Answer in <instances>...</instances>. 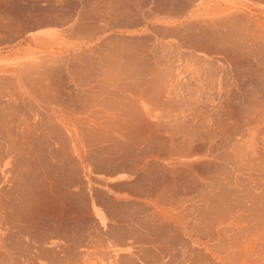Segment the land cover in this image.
<instances>
[{
  "label": "bare ground",
  "instance_id": "bare-ground-1",
  "mask_svg": "<svg viewBox=\"0 0 264 264\" xmlns=\"http://www.w3.org/2000/svg\"><path fill=\"white\" fill-rule=\"evenodd\" d=\"M192 1L193 0H191V2ZM154 2L155 0H0V217L2 216V214L7 215L8 213V212L4 213L2 209L3 210L6 209V211L9 210L8 208L5 207L6 205L3 208V201L6 199L7 195L11 194L10 191H9L10 194L9 193L7 194L8 189L10 188L11 190L14 188L17 189L18 187L16 188L15 185L16 186L20 185L19 181H22V179L23 180L25 179V181L28 179V182L26 181L28 183V186H27V183L25 184L27 186V189H26L27 192L30 191L28 187L31 188V191L33 188L36 187V185H34L35 187L29 185V183L31 182L30 177L32 179L31 174L36 172L34 174L38 175L37 172H39L38 171L39 169L37 170L38 166L35 163V160L37 157L45 156V159L43 158L45 162L47 160L48 164L52 165V163L54 162V158L53 159L51 158L53 156L54 157L57 156V158L59 157L60 159L61 157L63 158L66 155V156H69L68 159H71L70 156L71 157L75 156L77 152H80L81 155L84 154L85 158L86 156H88L89 158L91 155L105 154L109 156L110 159L106 158L107 156L105 157L106 159H109V161H112L111 158L113 159L115 155L120 156V155H123L124 153H131L138 157V163H136L135 168L133 167L134 169L132 168L133 170H131V168L129 169V167L133 166L131 164L132 161L130 163V165L132 166H129V162H127L128 159H125V161L128 163L127 164L125 162L126 165L129 166L128 168L127 166L125 167L128 169L129 173H138L137 183L139 185L142 182L149 185V180L152 181L153 183L151 184H155L157 188L155 190H158L159 192V194L154 193L156 196L155 201L157 202L160 201L164 206V207L157 206V204H155L156 206H153L154 211H152L153 213L150 217H154L155 219L153 218L152 220V219H149L150 217L149 218L147 217L149 222L150 220H151L150 223H152V221L154 223V220L158 221L157 222L158 224L156 223L157 225L155 224V226L156 228H158V230L164 231V233H162L163 231L162 232L160 231L162 235L166 234L167 232L166 235L169 237L168 239H170L168 240V242L170 241V245L173 246L174 245L173 243H175L176 241L179 243V244L177 243L179 246L175 243V247L177 245L180 248V245H183L186 248L185 251H182L184 249L180 250L177 247H176V250L178 251L179 249L181 251L180 254L187 251L185 256L189 257L187 259L188 261H191L190 258L193 257L192 259H195V260H193V262L191 261L192 264H264V98L259 95L255 96L256 95L255 94L254 95L255 98L254 99L251 98L252 103H249V105L251 104V106L246 104L248 105L249 107L248 108L247 106L244 105L245 107L248 108V112L246 111L247 114L244 113V115L246 114V116L244 117V115H242L245 119V124L240 126V125H237L236 123L235 125L230 126V124L227 121H230V120L232 121L231 119L232 113L230 111H233V110L230 109V104H231L230 102L232 99L231 93H233V90L230 91L227 84H229V86L231 85L232 87H235V84L233 81H232L233 82L232 84H234V86L230 84L231 81H229L228 83V78H229L228 75L230 74L227 75V74L222 73L219 75V77L212 78V76L218 75V71H216L217 74L215 75L211 73L212 72L211 69L215 70L214 67L216 64L215 63H214L215 65L212 64L214 62L213 59H212L213 62L211 60L210 61L208 60L209 62H207V60H202L203 58H201V60L203 61L202 69L207 70V71L205 72L204 70H201L200 71L201 73L195 74L194 78H193V75L195 73L194 71L195 68H192V67L195 65H192L191 63L188 62V64L192 65V66L190 65L191 66L190 68L193 69V71L190 70L193 72V74H191L190 76L192 78H189V80L191 79L190 81L192 83H188L192 87L188 88L187 91L183 92V85H185L187 82V81H184V73L185 72L187 73L188 72L187 70L190 68H188L189 65L188 66L185 65L187 62L185 64L183 63L185 65L184 67L186 68V70L181 65L182 59L180 60V57L182 53L179 52L180 50L178 49L179 44L177 45V43L180 38L182 40L184 37L186 38L187 32L186 31L183 32L181 30L183 32L182 33L179 30L181 27L180 25L179 27L177 24L178 23L177 20L179 18V12H178L179 9L175 10L173 8H170L169 6L163 7L164 5L156 6V3ZM175 2L177 3V1ZM168 3H170L169 0H168ZM157 4H160V3H157ZM183 4L185 3L183 2ZM189 4L191 6V3ZM21 5L24 6L25 8H23ZM173 5H174L173 3L170 4V6H173ZM177 5L175 4V8ZM185 5H186L185 9L188 11V8L190 6L187 7V4ZM185 12L186 11L184 10V13ZM209 12H210V16L208 18H205V20L200 19V20H195V21L193 20V21L186 22L188 23V27L189 25L191 26L188 29L189 30L188 34L197 33L195 35H198V33L200 32L201 33L200 35H202V37L205 36L206 38V37H210V35L214 36L215 34H218L217 33L218 31H221L220 32L221 34L219 33L216 39L223 38V41L225 42L226 41L225 39L229 36L227 37L224 36V31L230 28H233L234 25L237 24L236 19L231 18V16H233V13L231 15L228 14L230 17L222 15V17L218 18V17H214L215 11H209ZM219 12L224 13V9H222ZM130 15H137L142 20L138 22L139 23L143 22V26H144L143 29L147 30L146 28L148 27L152 28L156 32V36H150L151 34L149 35L143 34V36H141V34L135 33L134 35L135 36L138 35L139 37L138 42H135L136 40H133L132 37L130 38L126 37V39H131L128 42H126L127 40L125 39L126 40L125 42L127 43L128 46H129V43H130V46L133 42L136 43V45L131 46L132 48L131 47L128 48L126 47V45L123 46V44H120L121 40L117 38L119 37L117 34V31L120 30L119 31L120 35H122L121 32H124V34H128L129 31L124 28L125 26L123 27L124 29H121L120 27L123 26V24L121 23L127 22V21L123 22V20L125 19L128 20ZM234 16L237 17L238 15H234ZM189 17H192V15L189 14ZM167 19L173 20L171 22V25H173V27L172 28L170 27L171 29L169 28L170 30L169 35L167 32L168 30L167 28L169 26L165 23L167 22ZM238 24H241V22L240 23L238 22ZM244 27H240V29ZM195 28L197 29L196 31L194 30ZM234 29L237 30V27L236 28L234 27ZM112 30H113L112 33H108V31H112ZM134 30H137V29H134ZM244 30H241V31H244ZM237 31H234V32L236 33ZM256 32L257 31L253 33L252 31L253 34L250 32H249L250 34H248V31H247V33L245 34L246 36L252 37L254 36ZM111 34L114 35L112 37L117 38V40L115 38H114L115 40L112 39ZM182 34H184L183 35L184 37H182ZM239 35L241 36V34L237 32L236 38ZM197 37H200V36H196V38ZM122 38L124 37L122 36ZM236 38H234L236 40L235 42L238 43L237 41L238 38L237 39ZM189 39L190 37L188 38V40ZM234 39H231V40H234ZM240 39L241 37H239L238 40ZM149 40L153 42H149ZM170 40L172 43L171 45L167 44V42H170ZM242 40L243 39H241V41ZM184 41L186 42V40ZM191 41L193 40H190V42ZM203 41L204 40H202V42ZM198 42L200 43L201 41H198ZM198 42H196L195 44H199ZM213 42L214 41H212V43ZM149 43H151V46L149 45ZM205 43L203 42L202 44L204 45ZM212 43L211 45L214 46L215 43L214 44ZM216 43L218 42L216 41ZM228 43L230 45V42ZM233 43L234 42H232L231 44ZM250 43L248 44L250 45ZM253 43H256V42L253 41ZM118 44L121 45V47L120 46L118 47L117 46ZM195 44L191 42L189 44L191 45L189 46V48L190 49L193 48L196 51H200L201 54H205V56L209 55L208 50H206L207 47H201V46L199 47L201 43L198 46ZM221 44L220 46L224 45V47L222 48L225 49L226 44L225 43H223L222 45ZM239 44L240 43H238L237 45ZM152 45L155 46L154 49ZM182 45L184 46L188 44L183 43ZM182 45H179V46H182ZM217 46L219 45H216V47ZM150 47H152V49ZM262 47L263 46H261L260 48ZM239 48H241V46H239L238 49ZM238 49H236V51H238ZM232 52L235 53V50ZM248 52H251V50ZM257 52H258V49H257ZM236 53L233 55V57L236 55ZM183 54L185 55V52ZM200 57L198 58L199 60H200ZM207 57H210V56H207ZM238 58H241V57H238ZM218 61L221 62V59L219 58ZM235 61H237V59ZM210 62H212L211 65L212 66L214 65V67L210 68L211 67ZM195 63L197 64L196 60L194 61V64ZM200 63L201 62H199V64ZM223 63L225 62L223 61ZM199 64L198 66L200 67L198 68L201 69L202 64L200 65ZM223 65L221 64V68H223V70L226 69L228 71V69L225 68ZM229 65H230V62H229ZM225 66L227 67L226 64ZM216 67L219 68L218 65H216ZM261 69L263 70V67ZM216 70L218 69L216 68ZM257 75H259V73H257ZM233 79L235 81L234 77ZM261 79L262 78H260V80ZM229 80H232V79L230 78ZM240 82H243V81L241 80ZM238 83H236V86L238 85ZM245 86H248V85H245ZM236 89H240V88L236 87ZM116 92H120V93L129 92L131 95L130 96L123 95L121 96L122 97L121 99H117L120 95L116 94ZM68 94H70V96L73 94L72 97L74 95L78 97V98L74 97V99L76 100L75 101L76 104L78 103L80 106H82L81 111H78L77 109H75L76 105L73 106L75 107L74 108L75 110L70 109V105L69 106L67 105V99H66V95L68 96ZM117 95L119 96L117 97ZM233 101H236V99ZM242 104L244 103L242 102ZM235 106H237V104ZM234 117L235 116H233V118ZM235 119L236 118H234L233 121ZM236 136H239V137H236ZM41 142H42V145H41ZM217 152L219 153V157L221 158V160H223L224 165H226L227 167L229 165V168L231 170H233L237 174L239 173V175H236L235 180H230L227 176L225 177L222 176L223 178L221 179H210L204 174V169H203L204 167L203 168L202 166L200 167L198 165L197 160H195L196 157H204L207 160L205 161L206 164H208V166L211 167L210 165L213 164V161H210L208 159L214 157V153H216L217 155ZM91 158L92 157H90V159ZM99 158L101 160V157H98V158L93 157L92 158L93 162L96 161L94 159H98V162H99ZM119 158L120 157H118V160L114 159L115 162L117 161L119 163V165L117 166H119L120 169L119 168L117 169H119L120 171L125 170L124 169L125 163L123 164L122 162H120L121 160L119 161ZM129 158L131 159L132 157H129ZM65 159H67V157ZM90 159L88 160L90 161ZM106 159L102 157L103 161ZM63 160L61 163H63ZM71 160L73 161V159ZM165 160L166 161L168 160V161L163 162ZM58 161L56 160V162ZM101 162H99L98 165H101L100 164ZM61 163L59 162L58 164H61ZM64 163L62 165H59V167L61 166L63 167ZM106 163L107 162L105 161V164ZM118 163H115V164H118ZM46 164L44 166H46ZM55 164L53 163V165L50 166L51 169L57 166V165L55 166ZM65 164H68V163L66 162ZM71 164L72 163L70 162V165ZM112 164L110 165L112 166ZM153 164H156L158 166L157 173L155 172L158 176V179L156 178V180H154L150 175L151 173L150 167ZM48 167L49 166H46L47 169L45 168L46 170L45 171L43 170L46 174L49 173L47 170H50V168L48 169ZM57 167L56 169L58 170L59 167L58 168ZM109 167H107V169ZM42 168L40 169L42 170ZM64 168L66 169V167ZM64 168H63V171H64ZM221 168H220V171H221ZM225 168L223 170H227V169L229 170V168L227 169ZM67 169H69L68 166H67ZM77 169H80V168H78L77 166ZM154 170H156L155 167H154ZM205 173H206V170H205ZM152 175L154 174L152 173ZM232 175L233 174L231 173V176ZM38 176L40 177V175ZM38 176L36 177L37 179H38ZM219 176L216 175V177H219ZM51 177L47 175L45 176V178L47 179L49 178L50 180H52L53 176ZM144 177L145 178L148 177V180H146ZM40 179L42 180V178ZM54 182L56 181L51 182V185ZM44 183L45 181L41 184L43 185ZM63 184H67V183H63ZM45 185L46 187L48 185L46 189L49 195H51L50 193L53 191L51 190V188H49L50 186L49 182L48 184L45 183ZM45 185L43 186L45 187ZM62 186H60V188L63 190ZM198 186H202V188ZM53 187L54 185H52V189ZM71 187H72V183H71ZM117 187H120V186H117ZM144 187L146 186L144 185ZM149 187L151 188V186ZM40 188H41V185H40ZM55 188L56 186L54 187V189ZM60 188L55 189V191L58 189L60 190ZM199 188L201 190L204 188V190L200 191ZM22 189L20 190L21 192L19 193L21 196L18 195L20 197H22L23 195L21 194L22 192L26 193L24 190V187H22ZM68 189L70 190L71 188H68ZM128 189H131V188H128ZM139 189L140 188L137 189L136 193H138ZM141 189L143 188L141 187ZM195 189H198L200 193H198V195H196L195 197L191 196L192 198L190 197L191 198L190 201L195 203L199 208L197 216L201 218L200 219L201 222L197 223L198 225L196 226V230L197 232L198 231L201 233L203 232L204 234L202 233V237L203 238L209 237V240L213 241L214 244L209 246L207 242L200 241L202 248H203V252H199L195 248L196 250H191L192 255H190L191 253L188 252L187 247L190 249H194V248H193L191 241L189 240L190 233L186 230L188 225H186L187 227H185V225L183 226L182 223L178 221L179 218L183 214L179 212L180 205H178L177 202L178 201L182 202V200L185 199V198H182V199L180 198L181 194L185 195V194L193 193L192 190H195ZM155 190H153V192ZM198 190H196V192ZM66 191L68 192L67 189ZM33 192L34 191H32V193ZM38 192L41 194L44 193V192L39 191V189H38ZM67 192L65 193L67 194ZM143 192H140L138 194H141ZM179 192L181 194L178 196L177 193L179 194ZM132 193H133V190H132ZM56 194H59V193L57 192ZM56 194L55 196L58 197ZM61 194H59V196H60V199L63 200L66 195L63 196L64 194L63 195ZM138 194L136 196H138ZM29 195H31V192H29ZM33 196L31 195L30 197L33 198ZM35 196L38 201V196L37 195ZM30 197L26 199H30ZM67 197H69V194L66 196V198ZM9 198L13 199L12 197H9ZM41 198H39V200ZM17 199L18 198H16V200ZM109 199L111 200V198ZM30 200H29V203H33V205L36 204V206L33 207L35 208V210H37L36 207L38 209L41 208L40 206L39 207L37 206L36 201H34L36 202L34 203V202H30ZM42 200L43 199H41V201ZM49 200L50 199H48V201ZM187 200H189V198L185 200L186 203H188ZM41 201H38V202H41ZM66 201H69V200H66ZM66 201L65 203H67ZM4 202H5L4 204L8 203V199H6ZM10 202H9V205L7 206H10L11 204ZM15 202L16 201L14 199V202L12 201V204L14 203V207L13 208L10 207V209H14L15 205L16 207L20 206V205L15 204ZM98 202L100 203V201ZM44 203L45 205H43V203L42 205L40 203L38 205H41L42 207L45 206L46 210L48 211V215L54 216L58 212V210L56 209L58 208V206H56V208L54 207L55 209H53L52 205H50L53 209L52 210L51 207L49 206V203L47 202H44ZM58 203L60 204H57V203L56 204L62 207L61 201H59ZM65 203L63 201V204ZM145 203H148V202H145ZM12 204L11 206H13ZM56 204L54 202V205ZM66 205L69 206V204H66ZM23 207L25 208V206ZM64 207L67 208V206H63V208ZM166 207H169V208H166ZM15 209H18V208H15ZM61 209H59V212L56 214V216H54L55 218H57L59 224H61L63 216L64 217L67 216L66 215L67 213H65L64 211L69 209V207L67 209H64V211ZM138 209H139V206H138ZM20 210L21 209H19V213H20ZM29 210H32L31 213L34 211L31 208V206ZM55 210L57 212L54 214ZM39 211H38V214H39ZM93 211H94V215H96L97 217V220H99L98 224L99 222L100 224L103 223V220H104L103 217H101L97 213L95 208ZM69 212L70 211H68V213ZM16 213H18V210ZM40 213L42 212L40 211ZM27 214L30 215L28 216L29 219L27 217H26L27 219L23 217L22 219H25L24 222H27V225L29 224L28 226L31 227L30 230H32L33 232V233L31 232L32 234H34L35 231L37 232L35 233L34 237L35 236L39 237L42 240V241L39 240L40 244L39 243L37 244V246L39 245L37 249L38 248L39 249L36 250L37 255H39L41 259H43L48 264H61V263L69 264L67 261V259L69 260L68 257H71V256L76 257L78 255L77 251H76L77 253H75V251L73 252L69 248L70 245L72 244H69L68 242L73 239L69 240L67 242L68 244L65 242L66 237L70 238V236H68L69 235L68 233H67V236L65 234H62L61 236L58 232L59 229L57 232L56 230L53 229L54 225H51L53 228L49 226L50 223L47 226L46 223H48L49 220L52 218H49L47 222L45 221L46 219L43 220L45 221L44 223L41 221L42 219V217L40 216L41 214L39 215L41 219L38 217L37 211L35 213L33 212L32 214L33 217L31 216L30 213L26 212L25 215ZM9 215L12 216L14 215V213H9ZM91 215L92 214H89V216ZM188 216H190L189 213H188ZM195 217H196V214H195ZM7 219H11V218H7ZM7 219L4 220L3 217L0 218L1 224L3 223V226L0 229V264H6L4 260L8 257L5 254L9 253L8 256L11 257L12 255L10 254H13V252L16 249L20 250V248H18L20 247V245L19 246L16 245L17 243L16 240L19 238L14 237L16 239L15 243L14 241L13 243L11 241V239L14 236L13 234L15 233L13 229L16 227L17 224L14 225L15 227L13 225H8L10 222L8 223L9 220L7 221ZM69 219L70 218H68V220ZM140 219H141L142 227H141V224H138L140 221L137 222V220L135 219L134 220L136 221L135 222L136 224L140 225L141 229L145 225L146 227H144V229L147 228V230L153 227L150 223H147V224L142 223V219H144L143 222H145V219H146L143 216ZM18 220H20V218H18ZM114 220L117 221L118 219H114ZM12 222H13V219H12ZM40 223L42 224V230H44L45 228L48 230V232H46L47 230H44L45 233L44 231L43 232L41 231L43 234L42 237L39 233V229L41 230V228L39 227ZM66 223L64 221V224ZM186 223H189V222H186ZM109 225L108 227H112L111 225L110 226ZM147 225L150 228H148ZM190 225L191 223H189V226ZM56 227H59V226L56 225ZM60 227H62V225ZM118 227L119 228L121 227L120 229L123 230L122 226H118ZM18 228H20L19 230L26 229V227L22 228L21 226ZM33 229L35 231H33ZM51 229L52 231L50 232ZM112 230L113 229H111V232ZM137 230L138 229L133 230V232L131 231V233L134 234L135 232H137ZM158 230L156 229L155 234L158 232ZM26 231L27 230H25V234L28 233L27 237L30 236L31 235L30 232H26ZM150 231L148 230L149 234L147 233V235L150 236V234H152L154 236L153 234L154 231L153 233H151ZM108 232L111 238V232L110 231ZM118 232H115L112 235V238H114V235ZM139 232L141 233L140 236L138 234H137L138 236H136V233H135L136 237L133 234L131 235L132 238L134 236L133 238L134 240L132 241L131 239L132 242H130V244L136 243V245L133 246L135 247L134 249H136L138 253L139 252L144 253L145 256L147 254L149 257L150 254H148L147 250H150V252H152L153 249H155L154 246L156 247V249L157 248L159 249L158 245L160 244L157 245L158 247L156 246V244L159 241L155 244L154 242H152L153 240L148 239L147 235H146L147 237L146 238L144 236L145 234H143L142 231H138V233ZM38 233H39V236H37ZM25 234L23 235L25 236ZM83 234L82 236H84ZM127 234L126 235L123 234L125 236L124 240H126ZM160 234L156 235V237L160 238L162 236ZM97 235H98V232H97ZM123 235L121 237H123ZM166 235H163L161 238L164 239L165 238L164 236ZM5 236L9 237L10 240L6 238L5 240L4 239ZM98 236L102 237L101 235H98ZM117 236L119 237L118 241L120 245H124V244L127 245L129 243V242L127 243L126 241L124 243L123 242L120 243L121 241H124V240H122L121 238V241H120V234ZM36 237H35V240L33 239V237L31 238L28 237L30 238L29 243L32 244V242L34 241L36 242V239H38ZM137 237H138V240L136 239ZM142 237H145V239H148V240L144 241ZM31 239H33L34 241H31ZM165 239L167 240V237ZM166 240H165V243L167 242ZM94 241H96V238ZM118 241H115V243ZM162 241L161 243H163ZM22 242L24 243L26 241H22ZM22 242L20 241L19 244H21ZM79 242H82V241H79ZM84 242H86V240ZM103 242L105 241L103 240ZM103 242L102 244H104ZM196 242L199 243V240L198 241L196 240ZM36 243H34L33 245H35ZM96 243H98V241ZM152 243H154V246L152 245ZM84 244L76 243V246L80 245L79 247H83ZM94 244L92 246L90 242V248L94 247L96 249L97 244L95 245L96 247L94 246ZM99 244H100V241L98 243V246ZM25 245H26V248L25 246L23 248H25L26 252H28L27 250L28 249L30 250L29 245L28 243H25ZM86 245L84 246V248L86 247ZM105 245L107 246V244H104L103 246L104 248H106ZM115 245H117V243ZM27 246H28V249H27ZM183 246H181V248H183ZM30 247L32 248V246ZM175 247L170 248V254L168 253L169 251L165 249V251H167V254H168L167 256H169V258H167V256L165 257L166 259H169V261L167 263V260L164 261L162 259L164 261V264H169V263L172 264L174 260L179 261L177 260L179 256L176 257L177 254H176V251L174 250ZM34 248L36 249V247ZM94 248H91V249L93 250ZM25 249H21V250L24 251ZM35 249L32 248L31 250H35ZM69 249L75 254L72 255L71 253H68ZM95 249L92 252L97 251L98 253L99 251L102 252V250L106 251V249H102V248H101L102 250L101 249L95 250ZM107 249H110V248H107ZM160 249H161L160 251H163L161 247ZM130 250L133 252L132 249ZM144 250L145 252H143ZM16 251L20 253V251L18 250ZM16 251L14 254H16ZM127 251H128L127 253L124 252V254L123 253L120 254L118 251L114 253L111 250L112 254L109 253L110 252L109 251L107 253L108 254L107 258H105L104 256V255H107L105 254L107 251L105 253L100 252L99 254L101 255V257H99V259L102 258L103 260H105L104 264H128L126 263V261L130 260L132 262L131 259H134V260L137 259L132 256V253H130L129 250ZM193 251H196V252H193ZM92 252L90 251V253L89 252L88 253L90 255H93L94 253L92 254ZM179 252H178V255H180ZM155 253L152 254L154 255V257H155ZM165 253L164 255H166ZM187 253L190 256H188ZM67 254H71V256H68ZM86 254H87V251L83 255H86ZM99 254L97 256H100ZM139 254H137L138 258L140 257ZM159 255H163V254L160 252ZM4 256H6V258ZM87 256H86V259H87ZM102 256H104V258ZM182 256L184 257L183 254ZM182 256L180 259H182ZM12 257L14 258V256ZM165 257L163 256L161 258L165 259ZM81 258H83L82 255H81ZM94 258L96 260V257ZM184 258L186 259V257ZM184 258L182 260L183 262H185ZM37 259H39V257ZM72 259H73L72 260L73 264H86L84 263V261L78 259V257L77 259L75 258H72ZM17 260L19 264L20 260L16 259V262ZM31 260H34L35 262L34 261L33 262L34 264H36V259H32L31 257ZM78 260H80V262H78ZM130 261H128L129 264H130ZM144 261L143 263H145ZM176 261H174L175 262L174 264L177 263ZM182 261L180 262L183 263ZM188 261H186V264H188L187 263ZM12 262L14 263L15 260H13ZM27 262L29 261H26V263ZM99 262L100 261H97V263ZM180 262L178 263L181 264ZM153 263H157V261ZM20 264H25V263L20 262Z\"/></svg>",
  "mask_w": 264,
  "mask_h": 264
},
{
  "label": "rangeland",
  "instance_id": "rangeland-1",
  "mask_svg": "<svg viewBox=\"0 0 264 264\" xmlns=\"http://www.w3.org/2000/svg\"><path fill=\"white\" fill-rule=\"evenodd\" d=\"M170 1V3H168V0H155V2L154 3H156V6L158 5H164L163 7H170V8H173V9H175V10H177V9H179L180 10V8H181V13H180V11L178 10V12H179V18H178V20H177V24H178V26L180 27V32H184V31H186L187 32V35H188V37H187V35H186V38L183 36L184 34H182V37H184L183 38V40L181 39V41H180V39L178 40V43H177V45L179 44V45H182L183 43H186V44H188V45H182V46H179L178 45V49H180L179 50V52H181L180 54H181V57H180V60H181V65L184 67L185 65L186 66H188V68H190L192 65H195V66H193L192 68H195V73H194V75H193V78H194V76H195V74H199V73H201L200 71L201 70H204V69H202L203 68V61L202 60H207V62H209L210 60L213 62V60H214V62L212 63V62H210V68H212V67H214V65L216 64V65H218L219 66V68L218 67H216V65H215V67L218 69V70H216V68L214 67V69L215 70H212L211 69V73H213L214 75L215 74H217V72L216 71H218V75H215V76H212V78H217V77H219V75L220 74H222V73H224V74H230L231 75V77H230V75H228V83H229V81H231L230 82V84H232L233 82H234V84H235V87H232L231 85L229 86V84H227L228 85V87H229V89H230V91H232L233 90V93H231L232 95H231V97H232V99L233 100H235L236 99V101H233L232 99H231V104H230V109H232L233 111H230L232 114H231V116H232V121L230 120V121H227L229 124H230V126H233V125H235L236 123H237V125H243V124H245V119H244V117L246 116V111L248 112V105H249V103H252V101H251V98H255L254 97V95L255 96H262L263 98H264V0H193L192 2H191V0H175V1H177V3L174 1V0H169ZM164 2H165V4H164ZM180 2V3H179ZM183 2L185 3V4H187V7L188 6H190V4L189 3H191V6L188 8V11L185 9V7H186V5L185 4H183ZM157 3H160V4H157ZM167 3V4H166ZM174 4L173 6H170V4ZM246 3V4H245ZM169 4V5H168ZM175 4L179 7V6H181V7H177L176 6V8H175ZM180 4V5H179ZM250 5V6H249ZM22 6V5H21ZM183 6V7H182ZM224 6V7H223ZM23 8H25L24 6H22ZM192 7V8H191ZM219 7V8H218ZM186 11L185 13H184V10ZM206 8V9H205ZM212 10H211V9ZM228 8V9H227ZM194 9H196V10H194ZM201 10V11H199V10ZM209 9V10H208ZM222 9H224V13L223 12H219V11H221ZM209 11H215V16L214 17H222V15H225V16H229L228 14H232L233 13V16H231V18H235L236 19V22H237V24H238V22L240 23L241 22V24H238V26H237V24L236 25H234V27L236 28L237 27V30L236 29H234V27L233 28H230V29H228V30H226V31H224V36H229V37H227L225 40L227 41V43L228 42H230V45H229V43H228V45H227V43H226V41L224 42L223 41V38H217L216 39V37H218L217 35L221 32V31H218L217 33L218 34H215L214 36H211L210 35V37H206L205 38V36H203L202 37V35H200L201 33L199 32L198 33V35H195V34H197V33H194V34H188L189 33V28L191 27L190 25H189V27H188V23H186L187 21H195V20H202V19H204L205 20V18H208L209 16H210V12ZM247 11V12H246ZM190 12V13H189ZM196 12H197V14H196ZM207 12V13H206ZM191 14L192 15V17H189V14ZM204 13V14H203ZM217 13V14H216ZM218 13H220V14H218ZM188 14V15H187ZM195 14V15H194ZM234 15H238L237 17H235ZM132 16V17H131ZM134 16V17H133ZM186 16V17H185ZM203 16V17H202ZM131 17V18H130ZM230 17V16H229ZM243 17H245V18H243ZM190 18V19H189ZM239 18H241V19H239ZM243 18V19H242ZM239 20H241V21H239ZM248 20V21H247ZM125 21H127L126 23H121V24H123V26L122 27H120L121 29H126V30H128L129 32H128V34H124V32H121L122 33V35H120V30H118L117 31V34H118V36L119 37H117V38H119L121 41H123V42H121L120 40V44H123V46L124 45H126V47H131V46H134V45H136V43L135 42H138V40H139V37H138V35L137 36H135L134 34L136 33V34H141V36H143V34L145 35H149V34H151L150 36H156V32L152 29V28H150V27H148V28H146L147 30H145V29H143L144 28V26H143V22H138V21H142L137 15H130L129 16V18H128V20L127 19H125V20H123V22H125ZM173 20H171V19H167V22H165L169 27L167 28L168 30H167V32H168V35H169V33H170V30H169V28L171 27H173V25H171V22H172ZM245 22V24H244V22ZM136 22H138V23H136ZM243 22V23H242ZM136 23V24H135ZM184 23V24H183ZM204 23V22H203ZM182 24V25H181ZM258 24V25H257ZM262 24V25H261ZM131 25H132V27H131ZM135 25V26H134ZM183 25H184V27H183ZM186 25H187V27H186ZM240 25V26H239ZM242 25V26H241ZM244 25H245V27H244ZM252 25V26H251ZM125 26V27H124ZM124 27V28H123ZM195 27H197V26H195ZM240 27H244V28H241L240 29ZM170 28V29H171ZM134 29H137V30H134ZM245 29V30H244ZM132 30V31H131ZM134 30V31H133ZM143 30V31H142ZM182 30V31H181ZM188 30V31H187ZM195 31L197 30L196 28L194 29ZM233 30V31H232ZM241 30H244V31H241ZM250 30V31H249ZM253 31V33L255 32V31H257L255 34H254V36H255V38H254V36H252V37H250V36H246V34L245 33H247V31H248V34H250V33H252V31ZM234 31H237V32H239L240 34H241V36L239 35L237 38L239 39V37H241V39H243V40H247L246 42L245 41H241V39L240 40H238L237 38H236V36H237V32L235 33ZM113 32V30L112 31H108V33H112ZM153 32V33H152ZM182 32V33H183ZM234 32V33H233ZM250 32V33H249ZM252 33V34H253ZM124 34V35H123ZM221 34V33H220ZM232 34V35H231ZM235 35V37H234V35ZM247 34V35H248ZM258 34V35H257ZM243 35V36H242ZM245 35V36H244ZM112 36H114V35H112L111 34V38L112 39H114L115 37H112ZM121 36V37H120ZM122 36L124 37V38H122ZM196 36H200V37H197L196 38ZM236 38L237 39V41H238V43H240L239 45H237L238 43L237 42H235L236 40L233 38ZM126 37L127 38H130V37H132L133 38V40H136L135 42H133V43H135V44H131V46H130V43H129V46L127 45V43L126 42H128L129 40H131V39H126ZM137 37V38H136ZM190 37V39L188 40V38ZM246 39H245V38ZM117 38H115L116 40H117ZM135 38V39H134ZM193 38V39H192ZM263 38V39H262ZM114 39V40H115ZM127 41H126V40ZM198 39H200V40H198ZM219 39V40H218ZM228 39V40H227ZM231 39H234V40H231ZM256 39H257V41H256ZM184 40H186V42L184 41ZM190 40H193V41H191L192 43H196V42H198V41H201L199 44H195V45H199V47L201 46V47H207V49L206 50H208V52H209V55H206L205 56V54H201V52L200 51H196V50H194L193 48H189V46H191V45H189L191 42H190ZM202 40H204L203 42L205 43H208V44H202L203 42H202ZM206 40V41H205ZM219 43H216V41ZM230 40V41H229ZM126 41V42H125ZM180 41V42H179ZM212 41H214L213 43H212ZM220 41H221V43L223 42V43H225L228 47H229V49H228V47L225 45V49L224 48H222V47H224V45L223 46H220ZM234 42L233 44H231L232 42ZM240 41V42H239ZM253 41L254 42H256V43H253ZM124 42H125V44H124ZM149 42H153V41H151V40H149ZM190 42V43H189ZM242 42H243V44H245V45H243L242 44ZM245 42V43H244ZM251 42V43H250ZM257 42H258V44H257ZM182 43V44H181ZM211 43L212 44H216V45H219V46H217L216 47V45L214 44V46H212L211 45ZM222 43V44H223ZM235 43H237V44H235ZM247 43V44H246ZM248 43H250V45L248 44ZM167 44H169V45H171L172 43H171V40H170V42H167ZM221 44V45H222ZM234 44H235V46H234ZM247 49H245L242 45ZM252 44V45H251ZM149 45L151 46V43H149ZM206 45H208V46H206ZM237 45V46H236ZM254 45V46H253ZM118 47L120 46L121 47V45H117ZM153 46V49L155 48V46L154 45H152ZM187 46V47H186ZM239 46H241V48H239L238 49V47ZM261 46H263L262 48H260ZM180 47V48H179ZM186 47V48H185ZM219 47H220V49H219ZM252 47V48H251ZM254 47H255V49H254ZM132 48V47H131ZM151 49H152V47H150ZM210 48V49H209ZM234 48V49H233ZM238 49V51H236V49ZM242 48H243V50H242ZM251 48V49H250ZM190 49V50H189ZM215 49V50H214ZM222 49V50H221ZM229 51H228V50ZM233 49V50H232ZM251 50V52H248V51H250ZM257 49H258V52H257ZM262 49V50H261ZM225 50V51H224ZM227 50V51H226ZM235 50V53H236V55L233 57V55L235 54L234 52H232V51H234ZM241 51V53H240V51ZM190 51H192V52H190ZM253 51H254V53H253ZM256 51V52H255ZM263 51V52H262ZM185 52V55L183 54ZM227 52H231L230 54L229 53H227ZM245 52V53H244ZM253 53V54H252ZM259 53V54H258ZM262 53V54H261ZM187 54H188V56H187ZM191 54V55H190ZM218 54V55H217ZM247 54H249V55H247ZM256 54V55H255ZM184 57H183V56ZM227 55V56H226ZM241 55V56H240ZM259 55V56H258ZM201 56V57H200ZM207 56H210V57H207ZM212 56V57H211ZM243 56V57H242ZM249 56V57H248ZM254 56V57H253ZM258 56V57H257ZM262 56H263V58H262ZM200 57V60H201V58H203L201 61L198 59ZM218 57V58H217ZM225 57V58H224ZM238 57H241V58H238ZM219 58L221 59V62L220 61H218L219 60ZM186 59V60H185ZM213 59V60H212ZM218 59V60H217ZM237 59V61H235ZM242 59V60H241ZM254 59V60H253ZM192 60V61H191ZM197 61V64L195 63L194 64V61ZM209 60V61H208ZM241 62H240V61ZM191 61V62H190ZM201 62L200 64H202L201 65V69H199L198 67H200V66H198V64H199V62ZM223 61L225 62V63H223ZM230 62V65H229V62ZM248 61V62H247ZM187 62V63H186ZM188 62L189 63H191V64H188ZM239 62V63H238ZM185 65H184V64ZM211 63L212 64H214L213 66L211 65ZM232 63V64H231ZM247 63V64H246ZM199 64V65H200ZM221 64L225 67V68H227L228 69V71L226 70V69H224L223 70V68H221ZM225 64L227 65V67L225 66ZM191 65V66H190ZM234 65V66H233ZM249 66V67H248ZM259 66V67H258ZM263 67V70L261 69V68ZM192 68H190V69H188L187 71V73L185 72L184 73V81H187L186 82V84L185 85H183V92H185V91H187L188 90V88H190V87H192V86H190L188 83H192L190 80H189V78H192V77H190L191 76V74H193V69ZM198 68V69H197ZM258 68V69H257ZM184 69L186 70V68L184 67ZM239 69V70H238ZM241 69V70H240ZM190 70H192V71H190ZM233 70V71H232ZM189 71H190V73H189ZM205 72L207 71V70H204ZM215 73H214V72ZM237 71V72H236ZM203 72V71H202ZM228 72V73H227ZM256 74H255V73ZM189 73V74H188ZM248 73V74H247ZM257 73H259V75H257ZM187 74H188V76H187ZM243 74V75H242ZM185 75H186V77H185ZM236 75H237V77H236ZM251 75V76H250ZM235 78V81H234V79H233V77ZM249 76V77H248ZM252 77V78H251ZM232 79V80H229V79ZM246 78V79H245ZM260 78H262L261 80H260ZM255 79V80H254ZM258 79H259V81H258ZM242 80L243 82H240V81ZM252 80V81H251ZM254 80V81H253ZM233 81V82H232ZM263 83H262V82ZM238 82H240V83H238ZM236 83H238V85L236 86ZM245 83V84H244ZM234 84H232L233 86H234ZM245 85H248V86H245ZM251 86V87H250ZM232 87V88H231ZM236 87H238V88H240V89H236ZM243 87V88H242ZM263 87V88H262ZM262 89V90H261ZM234 90H236V91H234ZM242 90V91H241ZM254 90V91H253ZM252 91V92H251ZM255 92V93H254ZM257 92H258V94H257ZM67 93H69V92H67ZM66 94V93H65ZM116 94H119V95H117V99H121L122 97L121 96H130L131 94L129 93V92H116ZM115 94V95H116ZM249 94V95H248ZM73 95V94H72ZM72 95L70 96V94H68V96L66 95V99H67V105L69 106L70 105V109H72V110H75V109H77L78 111H81L82 110V106H80L78 103L76 104V100L74 99V97L75 98H78V97H76L75 95L72 97ZM252 99V100H253ZM244 100V101H243ZM249 100V101H248ZM68 101H69V103H68ZM233 101V102H232ZM238 101V102H237ZM246 101H248V102H246ZM251 101V102H250ZM237 102V103H236ZM242 102L244 103V104H242ZM240 103V104H239ZM237 104V106H235ZM246 104H248V105H246ZM74 105H76V108L75 107H73ZM247 106V107H245V106ZM86 106V105H85ZM235 106V107H234ZM249 106H251V104L249 105ZM78 107V108H77ZM241 107V108H240ZM75 108V109H74ZM244 108V109H243ZM245 108H246V110H245ZM241 109V110H240ZM245 112H244V111ZM235 111V112H234ZM233 113H234V115H233ZM244 113H246L245 115H244ZM242 115H244V117L242 116ZM233 116H235L234 118H236L234 121H233ZM241 116H242V118H241ZM230 119V118H229ZM240 121H239V120ZM242 119H244V120H242ZM244 121V122H243ZM245 128H247V127H245ZM243 129H244V127H243ZM236 137H239V136H236ZM41 145H42V142H41ZM123 154V153H122ZM126 155V157H125V155ZM123 155H120V156H118V155H115L114 157H113V159L111 158V160L113 161H109V156L108 155H105V154H100V155H91L90 157H95V158H98V157H101V160H100V158H99V162H103V164H102V162L100 163L101 165H98L99 164V162H98V159H94V160H96L95 162H93V159L91 160L90 159V157L88 158V156H86V158H85V155L83 154V155H81V153L80 152H77L76 153V155L75 156H73V157H71L70 156V158L71 159H73V161L71 160V159H68L69 158V156H64L63 158L61 157L60 159H59V157L57 158V156H53L51 159H53L54 158V164H55V162H56V160L58 161V162H56V164H55V166L57 165L58 167H59V165H62L64 162L66 163H68V164H65L64 163V165H63V167L61 166V167H57L58 168V170L56 169V167H54V168H52L51 169V167L50 166H52L53 165V163H52V165H49L48 164V162H47V160H46V162H45V156L44 157H37L36 158V160H37V162H36V160H35V163H36V165L38 166L37 167V170L39 171V172H37L38 173V175H40V177L38 176V175H35L34 173H36V172H34L33 174H31V176H32V179H31V177H30V180H31V182H30V180H29V182L31 183H29V185H31V186H33V187H35L34 185H36V187L35 188H33L32 189V191H34L33 193H32V191H31V188H29L28 187V189L30 190H28L29 192H31V195L33 196V198L32 197H30L31 195H29V192H27V186H28V179L25 181V179L23 180L22 179V181H19V184L20 185H15V187L17 188V189H12L11 190V188L10 189H8V191H7V194L9 193V191H10V195H7V197H6V199H8V203H6V204H4L5 202V200L3 201V208H4V206L6 207V208H8L9 210H7L6 211V209H2V211H4V213H6V212H8L7 213V215L6 214H2V216L0 217V218H2L3 217V219L5 220V219H7V218H11V219H7V221H8V225H16V227L13 229V231L16 233V234H18V235H16L14 232V236H13V238L11 239V241H12V243H13V241H14V243L17 241V243H16V245H20V247H18V248H20V250L19 249H16V250H18V251H20V253H18L16 250V254H14L15 253V251L13 252V254H10V255H12V256H14V258L12 257H10V256H8V254H5L8 258H6V256H4L5 258V262H10L11 264H14L15 262H16V259H19L20 260V262L21 263H25V264H34V260H31V257H32V259H36V264H44V263H46L43 259H41L40 258V256L39 255H37V251L36 250H38L37 249V247H39V245L37 246V244L39 243V240H41L39 237H36V238H38V239H36V242L34 241L35 240V237H34V235H35V233H37L34 229H33V231H35L34 232V234H32L33 232H32V230H30L31 229V227H29L28 225H27V222H24V220L25 219H29V217L28 216H30L29 214H27V215H25V213L27 212V213H30L31 214V216L33 217V212L35 213L36 211H37V214H38V211L40 210L42 213H40V211H39V214H38V217L40 218V216L42 217V219H41V221L42 222H44L45 223V221L47 222L48 220H49V218H52V219H50L49 220V222L48 223H46L47 224V226L49 225V223H50V227L51 228H53L54 230H56V232L58 231V229H59V234L62 236V234H65L66 236H67V233L69 234L68 236H70V238L69 237H66V243L69 241V240H71V239H73V240H71V241H69L68 243L69 244H72V245H70V249L74 252L75 251V253H77L78 252V255L75 257V256H71V254L72 255H74L75 253H73L72 251H70V249H69V252L68 253H71V254H67L68 256H71V257H68L69 258V260H71V261H69L68 259H67V261H68V263L69 264H73V259L72 258H75V259H77V257H78V259H80L81 258V255H82V257L83 258H81L80 260H82V261H84V263H86V264H104L105 263V260H103L102 258H100L99 259V257H101V255L99 254L101 251H99L98 253H97V251L96 252H92L95 248L94 247H91V248H94L93 250L90 248V242H91V245L93 246V244H94V246L97 244V247H99V246H101V247H99V248H97L96 246V249L97 250H100L101 248L102 249H106V251L105 250H102V252L101 253H105V254H107L109 251V253H111L112 254V252H116V251H118L120 254H124V252L125 253H127L128 251L127 250H129V252L130 253H132V256L133 257H135V258H137V259H131L132 260V262L130 261V260H128V261H130V264L132 263H135V264H148V263H150V264H164V261H166L167 260V263H168V261H169V259H166V257L165 256H167L168 254H167V251H169L168 253L170 254V248L171 247H175V243L177 244L178 242L176 241L175 243H173L174 245L172 246V245H170V241L168 242V240H170V239H168L169 237L166 235L167 234V232H166V234H163V235H166V236H164L165 238L167 237V240L164 238V239H162L161 237L163 236L162 235V233H164V231L163 230H158V228H156V226H155V224L158 222V221H155L154 220V223H153V221H152V223H150L151 222V220H150V222H149V220H148V218L152 215V211H154L153 209H154V207L153 206H156L155 204H157V206H161V207H164L163 206V204L160 202V201H155L156 200V196H155V194H159V192H158V190H155V189H157L156 188V185L155 184H151V183H153L152 181H150L149 180V185H147V184H145V183H140V185H142V186H140L138 183H137V180H138V173H129V171H128V167L129 166H132V167H129V169L131 168V170H133L134 168H135V165H136V163H138V157L136 156V155H134V154H131V153H124ZM131 154V155H130ZM107 156V157H106ZM128 156V157H127ZM67 157V159H68V161H67V159H65ZM102 157L104 158V159H106V158H109V159H106V160H102ZM106 157V158H105ZM118 157H120L119 158V161L120 162H122L123 164L126 162L125 161V159H128L127 160V162H129V166L128 165H126V163L124 164V167L125 166H127V168L125 167L124 169L125 170H119L120 168H119V166H117V165H119V163L116 161H114V159L115 160H118ZM129 157H132L131 159L129 158ZM42 158V159H41ZM44 158V159H43ZM90 159V161H92V162H90L88 159ZM124 158V159H123ZM200 158V159H199ZM217 158V159H216ZM41 161H39V160ZM46 159H47V157H46ZM63 160V163H61L62 162V160ZM86 159V160H85ZM123 159V160H122ZM43 160V161H42ZM76 160V161H75ZM108 160V161H107ZM136 160V161H135ZM195 160H197V162H198V165L201 167L202 166V168L204 169V174L208 177V178H210V179H221V178H223V177H225V176H227L230 180H235V177H236V175H239V173L237 174L236 172H234L233 170H231L230 168H229V165H228V167L226 166V165H224V162H223V160H221V158L219 157V153L217 152V155H216V153H214V157H212V158H210V159H208V160H210V161H213V164H211L210 166L211 167H209L208 166V164H206V162L205 161H207L204 157H196V159ZM204 160V161H203ZM88 161V162H87ZM105 161L107 162L106 164H105ZM131 161H132V163H131ZM168 161V160H167ZM166 160L165 161H163V162H167ZM201 163H200V162ZM43 162H44V164H43ZM61 163V164H58V163ZM70 162L73 164H71L70 165ZM75 162V163H74ZM78 162V163H77ZM81 162V163H80ZM92 163V164H90V163ZM97 162V163H96ZM114 164V165H116V166H114L112 163ZM118 163V164H115V163ZM135 164H134V163ZM40 163H42V164H40ZM48 165H47V164ZM95 163V164H94ZM130 163L132 164V165H130ZM46 164V166H49L48 167V169L50 168V170H47L49 173L48 174H46L44 171L47 169L46 168V166H44ZM74 164H78L77 166H78V168H80L81 169V171H80V169H77V166L76 165H74ZM110 164H112V166L110 165ZM128 164V163H127ZM201 164V165H200ZM218 164H222L221 165V167H220V165H218ZM41 165H42V167H44V168H42L41 167ZM213 165V166H212ZM67 166H68V168L69 169H67ZM71 166V167H70ZM92 166V167H91ZM98 166V167H97ZM103 166H105V167H103ZM111 168H110V167ZM206 166H207V168H206ZM218 166V167H217ZM64 167H66V169L64 168ZM107 167H109L108 169H107ZM114 167H116V168H114ZM134 167V168H133ZM152 167V168H151ZM150 167V170H151V173H150V175H151V177L154 179V180H156V178L158 179V176H157V165L156 164H153L152 166ZM154 167L156 168V170H154ZM226 167V168H225ZM40 168H42V170L40 169ZM46 168V169H45ZM63 168H64V171H63ZM82 168H84V169H82ZM114 168V169H113ZM117 168H119V169H117ZM133 168V169H132ZM216 168V169H215ZM220 168H221V171H220ZM227 169V168H229V170L227 169V170H223V169ZM53 169H55V170H53ZM61 169H62V171H61ZM71 169V170H70ZM73 169V170H72ZM104 169H105V171H104ZM116 169V170H115ZM213 169H215V170H213ZM44 170V171H43ZM59 170H60V172H59ZM82 170H84V171H82ZM118 170V171H117ZM127 170V171H126ZM205 170H206V173H205ZM46 171V172H47ZM54 171V172H53ZM93 171H95V172H93ZM98 171V172H97ZM109 171H111V172H109ZM114 171V172H113ZM126 171V172H125ZM223 171H224V173H223ZM230 171V172H229ZM41 172V173H40ZM59 172V173H58ZM156 172V173H155ZM210 172V173H209ZM215 172V173H214ZM218 174H217V173ZM221 174H220V173ZM45 173V174H44ZM51 173V174H50ZM152 173L154 174V175H152ZM215 175H214V174ZM229 174V176H228V174ZM231 173L233 174L232 176H231ZM50 174V175H49ZM112 174V175H111ZM211 174H212V176H211ZM219 174H220V176H219ZM227 174V175H226ZM34 175H35V177H34ZM53 176V179L52 180H50L49 178V181H48V179L47 178H45V176ZM216 175L217 176H219V177H216ZM38 176V179L36 178ZM60 176V177H59ZM79 176V177H78ZM215 176V177H214ZM223 176V177H222ZM82 177V178H81ZM212 177V178H211ZM232 177V178H231ZM40 178H42V180L40 179ZM52 178V177H51ZM145 178V177H144ZM40 179V180H39ZM75 179V180H74ZM78 179V180H77ZM93 179V180H92ZM146 180H148V177H146L145 178ZM35 180H37V181H35ZM61 180V181H60ZM65 180V181H64ZM80 180V181H79ZM36 183H35V182ZM40 182V184H39V182ZM45 181V183H47L48 184V182H49V188H51V190L53 191V192H51L50 194L51 195H49V193L47 192V187H48V185H47V187H46V185H45V183L43 184V185H45V187L41 184V183H43ZM46 181H48V182H46ZM53 181H56V182H54L52 185H54V187L56 186V188L55 189H57V188H60V186H62V188H63V190H64V192H63V190L60 188V192L62 193H60L58 190H56L55 191V189H54V187H53V189H52V185H51V182H53ZM79 181V182H78ZM25 182V183H24ZM33 182V183H32ZM59 182V183H58ZM67 183V184H63V183ZM22 183V184H21ZM27 183V186L25 185ZM35 183V184H34ZM71 183H72V187H71ZM137 183V184H136ZM122 184V185H121ZM26 187H25V186ZM40 185H41V188H40ZM65 185V186H64ZM116 185V186H115ZM137 185V186H136ZM144 185L146 186V187H144ZM154 185V186H153ZM20 186H22V187H24V190H25V192L26 193H24V192H22L21 194H23L22 195V197H20L21 195L19 194L21 191V189H22V187H20ZM43 186V187H42ZM57 186H59V187H57ZM112 186V187H111ZM115 186V187H114ZM117 186H120V187H117ZM149 186H151V188L149 187ZM153 186V187H152ZM66 187V188H65ZM77 187V188H76ZM124 189H123V188ZM141 187L143 188V189H141ZM148 187H149V189H148ZM198 187H200V188H202V186H198ZM37 188V189H36ZM65 188V189H64ZM68 188H71L70 190L68 189ZM118 188V189H117ZM128 188H131V189H128ZM138 188H140L141 189V191H140V189H139V191L140 192H143V193H141V194H138V193H140L139 191H138V193H136L137 192V189ZM144 188H145V190H144ZM199 188V190L200 191H202V190H204V188L201 190ZM38 189H39V191H41V192H44V193H39L38 192ZM41 189V190H40ZM42 189H44V190H42ZM66 189L68 190V192L66 191ZM121 189V190H120ZM126 189H128V190H126ZM134 189H135V191H134ZM37 190V191H36ZM62 190V191H61ZM132 190H133V193H132ZM143 190V191H142ZM153 190H155L154 192H153ZM196 190H198V189H195V190H192V192L193 193H189V194H181L180 192H179V194L177 193V195L179 196L180 194V198L182 199V198H185L184 200H182V202L181 201H178L177 203H178V205H180L179 207H180V209H179V212L180 213H182L183 215H184V217H183V215L179 218V222L180 223H182V225L184 226L185 225V227H187L186 225H188V227H187V231L190 233V235H189V240L191 241V243H192V245H193V248L194 249H190V248H188L187 247V250H188V252L189 253H191L192 251L191 250H198L199 252H203V248H202V245H201V242H207L208 243V245L210 246V245H213L214 243H213V241H211V240H209V237H202V233L201 232H197V230H196V226L198 225L197 223H200L201 221H200V219L201 218H199V216H197V213H198V210H199V208H198V206L195 204V203H193L192 201H190V199L192 198V197H195L196 195H198V193H200L199 192V190L196 192ZM22 191H23V189H22ZM55 191V192H54ZM131 191V192H130ZM148 191V192H147ZM150 191V192H149ZM15 192V193H14ZM37 192H38V194H37ZM46 192V193H45ZM59 193V194H61V195H63V196H67L68 194H69V197H67L66 198V196L64 197V199L63 200H61L60 199V196H59V194H56V193ZM65 192H67V194L65 193ZM195 192V193H194ZM203 192H205V191H203ZM207 192V191H206ZM17 193V194H16ZM28 193V194H27ZM35 193V194H34ZM58 196V197H56L55 196V194ZM78 193H79V195H78ZM132 193V194H131ZM135 193H136V195L138 194V196H136L135 195ZM155 193V194H154ZM27 194V195H26ZM46 195V197H45V195ZM134 194V195H133ZM145 194H147V195H145ZM152 194H154V195H152ZM202 194V193H201ZM18 195H20V196H17ZM35 195H37L38 196V201H41V199H43L41 202H38L37 201V198H36V196ZM200 195V194H199ZM27 196V197H26ZM76 196V197H75ZM192 196V197H191ZM9 197H12L13 199H11V198H9ZM14 197H16V198H18L17 200H16V198H14ZM29 198L30 197V199H26V198ZM42 197V198H41ZM43 197H45V198H43ZM62 197V196H61ZM191 197V198H190ZM24 198V199H23ZM36 198V199H35ZM39 198H41L40 200H39ZM53 198V199H52ZM57 198V199H56ZM63 198V197H62ZM65 198H66V200H69V201H66L65 200ZM76 198V199H75ZM109 198H111V200L109 199ZM179 198V199H180ZM187 198H189V200H187V202L188 203H186V199ZM14 199H15V204H17V205H20V206H17L16 207V205H15V208H18V209H10V207L11 208H13L14 207V203L12 204V201L14 202ZM48 199H50L49 201H48ZM51 199H52V201H51ZM54 199H56V200H54ZM95 199V200H94ZM96 199H98V200H96ZM138 199V200H137ZM175 199H176V197H175ZM10 200H11V202H10ZM24 200H26V201H24ZM29 200H30V202H34V201H36L37 202V206L39 207H41V208H37L36 207V209L37 210H35V208H33V207H35L36 206V204L35 205H33V203H29ZM57 200H59V201H61V203L63 204V201H64V203H65V201L67 202V203H65V204H61V206L62 207H60V205H57V204H60V203H58L59 201H57ZM76 200V201H75ZM161 200V199H160ZM18 201V202H17ZM23 201V202H22ZM28 201V202H27ZM98 201H100V203L98 202ZM109 201V202H108ZM137 201V202H136ZM148 202V203H145V202ZM9 202L13 205V206H11V204H10V206H7V205H9ZM36 202H34V203H36ZM44 202H47V203H49V206L50 205H52V207H53V209H55L56 208V206H58V208H56L57 210H58V212H59V209H61V208H63V206H67V208L69 207V209H67L66 207H64L63 209H61V210H63L64 211V209H67L66 211H64L65 213H67L66 215V217H64L63 216V218H62V222H61V224H59L58 223V220H57V218H55L54 216H56V214L58 213L56 210H55V212H54V216H50V215H48V211L46 210V207L44 206V207H42L41 205H42V203H43V205H45V203ZM54 202H55V204L56 205H54ZM97 202V203H96ZM104 203V205H103V203ZM129 202V203H128ZM155 202H157V203H155ZM160 202V203H159ZM181 202V203H180ZM184 202V203H183ZM20 203H22V204H20ZM27 205H26V204ZM41 204V205H38V204ZM71 203V204H70ZM80 203V204H79ZM131 203V204H130ZM25 204V205H24ZM66 204H69V206L68 205H66ZM88 204V205H87ZM97 204V205H96ZM107 204H108V206H107ZM134 204V205H133ZM183 204V205H182ZM33 205V206H32ZM54 205V206H53ZM100 205V206H99ZM103 207H102V206ZM126 205V206H125ZM130 205V206H129ZM132 205V206H131ZM186 205V206H185ZM189 205V206H188ZM193 205V206H192ZM23 206H25V208L23 207ZM30 206H31V208L34 210L32 213H31V211L32 210H29L30 209ZM136 206V207H135ZM138 206H139V209H138ZM182 206V207H181ZM192 206V207H191ZM195 206V207H194ZM28 207H29V209H28ZM51 207V206H50ZM52 207H51V209H52ZM55 207V208H54ZM60 207V208H59ZM76 207V208H75ZM87 207V208H86ZM104 207H105V209H104ZM142 207V208H141ZM27 208V209H26ZM94 208H95V210L97 211V213L101 216V217H103V223H101L100 224V222H99V224H98V221L99 220H97V217H96V215H94ZM149 210H148V209ZM152 208V209H151ZM166 208H169V207H166ZM188 208V209H187ZM192 209V211H191V209ZM196 208V209H195ZM19 209H21L20 210V213H19ZM42 209H43V211H42ZM52 209V210H53ZM88 209H89V211H88ZM144 209V210H143ZM13 210V211H12ZM17 210H18V213H16L17 212ZM29 210V211H28ZM182 210V211H181ZM188 210V211H187ZM194 210V211H193ZM11 211V212H10ZM26 211V212H25ZM45 211V212H44ZM47 211V212H46ZM68 211H70L69 213H68ZM109 211V212H108ZM144 211H145V213H144ZM191 213H190V212ZM25 212V213H24ZM89 212V213H88ZM176 212V211H175ZM9 213H14V215H12V216H10L9 215ZM16 213V214H15ZM25 216H23L22 214ZM64 213V214H65ZM72 213V214H71ZM129 215H128V214ZM143 213H144V215H143ZM188 213L190 214V216H188ZM21 216H19V215ZM41 214V215H40ZM83 214V215H82ZM89 214H92L91 216H89ZM114 214V215H113ZM116 214V215H115ZM146 214V215H145ZM149 214V215H148ZM186 214V215H185ZM193 214V215H192ZM195 214H196V217H195ZM19 217H18V216ZM40 215V216H39ZM121 215V216H120ZM132 215H133V217H132ZM6 216V217H5ZM17 216V217H16ZM110 216H112V217H110ZM116 216V217H115ZM136 216V217H135ZM144 217V218H146L145 219V222H143V220L144 219H142V223H145V224H147V223H150L151 225V227L152 228H150L148 225V228H150V229H148L151 233H153V231H154V236L152 235V234H150V236L149 235H147V233L149 234V232H148V230H147V228H145L144 229V227H146V225L141 229V227H142V224H141V217ZM146 216V217H145ZM22 217L23 218H25V219H22ZM27 217V218H26ZM62 217V216H61ZM78 217V218H77ZM80 217V218H79ZM89 217V218H88ZM148 217V218H147ZM184 219H183V218ZM188 217V218H187ZM198 217V218H197ZM18 218H20V220H18ZM68 218H70L69 220H68ZM92 218V219H91ZM94 218H96V219H94ZM139 218V219H138ZM153 218L154 217H150L149 219H152L153 220ZM191 218H192V220H191ZM195 218V219H194ZM12 219H13V222H12ZM14 219H16V220H14ZM46 219V220H45ZM83 219V220H82ZM114 219H118L117 221L116 220H114ZM128 219V220H127ZM135 219V220H137V222L138 221H140L138 224H141V227H140V225H138V224H136L135 222V220L133 221V220ZM155 219V218H154ZM157 219V218H156ZM11 220V221H10ZM23 220V221H22ZM43 220H45V221H43ZM51 220H52V222H51ZM53 220H54V222H55V224H54V222H53ZM64 221H65V223L66 224H64ZM79 221V222H78ZM82 221H83V223H82ZM186 222H189V223H191V225L189 226V223H186ZM53 223V224H52ZM57 223V224H56ZM69 223V224H68ZM0 224H1V221H0ZM46 224H45V226H46ZM110 224L112 227H108V225ZM115 224V225H114ZM132 224V225H131ZM135 224V225H134ZM154 224V225H153ZM158 224V223H157ZM156 224V225H157ZM51 225H54L53 227L51 226ZM56 225H58L59 227H56ZM62 225V227H60ZM63 225H64V227H63ZM68 225V226H67ZM107 225V226H106ZM109 225V226H110ZM132 227H131V226ZM2 226H3V223L1 224V226H0V229L2 228ZM22 227V228H24V227H26V229H23V230H19L20 228H18V227ZM28 226V227H27ZM118 226H122V228H123V230L122 229H120ZM194 228H193V227ZM4 227H5V225H4ZM39 227L41 228V230L39 229V233H40V235H41V237L43 236V234H42V232L44 231V230H47L44 226V230H42V224L40 223L39 224ZM76 227V228H75ZM91 227V228H90ZM101 227V228H100ZM113 227H115V228H113ZM118 227V228H117ZM124 227H126V228H124ZM136 227V228H135ZM155 227V228H154ZM21 228V229H22ZM28 228V229H27ZM60 228H62V229H60ZM64 228H66V229H64ZM81 228V229H80ZM115 229L114 231L115 232H118V233H116L117 235H119L120 234V241H121V238H122V240H124V238H125V236L124 235H126L127 233V236H126V240H124V241H121L120 243H124L125 241L128 243V244H130V242H132L134 239V236H135V233H136V236H140V232L138 233V231H142V233L143 234H145L144 236L146 237V235H147V237H148V239H150V240H153L152 242H154L155 244H156V246L158 245V244H160V245H158L159 246V251L161 250L160 249V247L162 248V250L163 251H160L163 255H159V251L156 249V247L154 246V243H152V245L154 246V248L155 249H153V251L152 252H154L155 253V257H154V255H152V254H154V253H152V252H150V250H147L148 251V254H150V256L148 257V255L146 254V256L144 255V253H142V252H139L138 253V251L136 250V249H134L135 247H133V246H135L136 245V243L134 244H130V245H126V244H124V245H120L119 244V241H118V236L115 234L114 235V238L115 239H117V240H115L114 238H112V235L115 233L113 230H112V232H111V229ZM131 228H133V229H131ZM135 228V229H134ZM91 229V230H90ZM118 229H120V230H118ZM128 230V232H127V230ZM131 229V230H130ZM136 229H138L137 230V232H135L134 234L133 233H131V231L133 232V230H136ZM153 229V230H152ZM156 229L158 230V232L155 234V232H156ZM17 232H16V231ZM25 230H27L26 232H30V236H28V237H33V239H31V241H34V242H32V244H30L29 242H30V238H28L27 237V235H28V233H26L25 234ZM30 230V231H29ZM67 230V231H66ZM107 232H105V231ZM110 231L111 232V238H110V234H109V232L108 231ZM116 230H118V231H116ZM145 232H144V231ZM147 230V231H146ZM195 230V231H194ZM2 231H4V230H2ZM42 231V232H41ZM52 231V229L50 230V232ZM60 231H61V233H60ZM64 231V232H63ZM82 231V232H81ZM84 231H85V233H84ZM94 231H96V232H94ZM102 233H101V232ZM122 231V232H121ZM126 231V232H125ZM162 233H161V232ZM22 232V233H21ZM24 232V233H23ZM32 232V233H31ZM46 232H48V230L46 231ZM66 232V233H65ZM97 232H98V235H101L102 237H99L98 235H97ZM161 234H160V233ZM195 232V233H194ZM39 233L37 234V236H39ZM44 233H45V231H44ZM84 233V234H83ZM86 233H87V235H86ZM122 233V234H121ZM126 233V234H125ZM12 234H10V235H12ZM21 236H20V235ZM23 234H25V236L23 235ZM82 234L84 235V236H82ZM106 234V235H105ZM124 234V235H123ZM134 235L133 236V238H132V236L131 235ZM138 234V235H137ZM162 235L160 238L159 237H156V235ZM201 234V235H200ZM204 234V233H203ZM89 235V236H88ZM92 235V236H91ZM109 235V236H108ZM123 235V237H121ZM129 235V236H128ZM19 236V237H18ZM92 238H91V237ZM97 236V237H96ZM135 236V237H136ZM19 238L20 239V241L22 242V241H26V242H22L21 244H19V239H15V238ZM21 237V238H20ZM90 237V238H89ZM108 237V238H107ZM117 237V238H116ZM145 237H142L143 239H144V241L146 240H148V239H145ZM146 237V238H147ZM191 237V238H190ZM200 237V238H199ZM9 239L10 240V238L9 237H4V239ZM69 238V239H68ZM78 238V239H77ZM95 238H96V241H94L95 240ZM97 238H98V240H97ZM141 238V239H142ZM152 238V239H151ZM155 238V239H154ZM157 238V239H156ZM5 239V240H6ZM81 239V240H80ZM86 240V242H84L85 240ZM94 239V240H93ZM100 239V240H99ZM128 239V240H127ZM131 239H132V241H131ZM137 240H138V237L136 238ZM142 239V240H143ZM163 241H162V240ZM16 240V241H15ZM75 240V241H74ZM89 240V241H88ZM91 240V241H90ZM102 240V241H101ZM103 240L105 241V242H103ZM140 240V239H139ZM165 240L167 241L166 243H165ZM196 240L198 241L199 240V243H197L196 242ZM8 241V240H7ZM42 241V240H41ZM40 241V242H41ZM58 241V240H57ZM73 241V242H72ZM77 241V242H76ZM79 241H82V242H79ZM87 241H88V243H87ZM98 241V243H99V241H100V244H99V246H98V243H96ZM114 241V242H113ZM115 241H118V242H116L117 243V245H115L116 243H115ZM156 241V242H155ZM161 241L163 242V243H165V244H163V243H161ZM201 241V242H200ZM211 241V242H210ZM72 242V243H71ZM93 242V243H92ZM102 242L104 243V244H107V246H106V248H104L103 246H104V244H102ZM111 242V243H110ZM196 242V243H195ZM25 243H28V245H29V248H30V250L28 249V246H27V251L29 252V251H34V252H26V245H25ZM34 243H36L35 245H33ZM67 243V244H68ZM76 243L77 244H84V246L86 245V244H88V245H86V247L87 246H89V247H85L84 248V246L83 247H79L80 245H77L76 246ZM168 243V244H167ZM194 243V244H193ZM24 244V245H23ZM40 244V243H39ZM114 244V245H113ZM179 244V243H178ZM177 244V245H178ZM112 245V246H111ZM132 245V246H131ZM164 245H165V247H164ZM166 245H168V246H166ZM170 245V246H169ZM176 245V247L177 248H179L178 246ZM25 246V248H23ZM30 246H32V248L33 249H35L34 247H36V249L35 250H31L32 248L30 247ZM34 246V247H33ZM69 246V245H68ZM82 246V245H81ZM127 246H128V248H127ZM157 246V247H158ZM181 246H183V245H180V250L181 249H184V250H182V251H185V247L183 246V248H181ZM78 247V248H77ZM111 247H112V249H111ZM131 247V248H130ZM164 247V248H163ZM166 247H168V248H166ZM176 247H175V251H176V257L177 256H179L178 257V259L177 260H179V261H176V260H174V261H176L177 263L178 262H180V261H182L183 260V258L184 257H186V259L184 258V261L185 262H183V263H181V264H186V261H188L187 259L189 258V257H187V256H185V254H186V252H184V253H182L183 255H184V257L182 256V254H180L181 253V251L178 249V251L176 250ZM74 250H73V249ZM84 248V249H83ZM107 248H110V249H107ZM196 248V249H195ZM199 248V249H198ZM21 249H25L24 251L23 250H21ZM79 249V250H78ZM89 249H91V250H89ZM95 249V250H96ZM122 249V250H121ZM125 249V250H124ZM130 249H132L133 250V252L130 250ZM165 249L167 250V251H165ZM169 249V250H168ZM201 249H202V251H201ZM111 250H112V252H111ZM77 251V252H76ZM82 251V252H81ZM86 251H87V254L86 255H83V254H85L86 253ZM90 251L92 252V254L93 255H90L89 253H90ZM121 251V252H120ZM142 251V250H141ZM146 251V252H147ZM166 253H165V252ZM180 251V252H179ZM83 252H85V253H83ZM89 252V253H88ZM143 252H145V250L143 251ZM150 252V253H149ZM178 252H179V254L182 256V259H180L181 258V256L180 255H178ZM193 252H196V251H193ZM18 253V254H17ZM24 255H23V254ZM81 253V254H80ZM83 253V254H82ZM139 254V256L141 257V256H143V257H139L138 258V255L137 254ZM152 253V254H151ZM164 253L166 254V255H164ZM39 254V253H38ZM89 254V255H88ZM100 255V256H97V255ZM22 255V256H21ZM26 255V256H25ZM31 255V256H30ZM35 255H37V256H35ZM88 255V256H87ZM152 255V256H151ZM158 255V256H157ZM187 255L188 256H190V255H192V253L189 255L188 253H187ZM16 256V257H15ZM86 256H87V259H86ZM105 256V258H107L108 257V254L107 255H104ZM104 256H102L103 258H104ZM165 257V259L164 258H161V257ZM18 257H20V258H18ZM39 257V259H37ZM84 257H85V259H84ZM90 257V258H89ZM92 257V258H91ZM94 257H96V260H95V258ZM145 257V258H144ZM158 257V258H157ZM12 260H11V259ZM16 258V259H15ZM25 258V259H24ZM143 258V259H142ZM154 258V259H153ZM167 258H169V256H167ZM193 258V257H192ZM192 258H190V260L193 262V260H195V259H192ZM9 261H8V260ZM27 259V260H26ZM41 259V260H40ZM93 259V260H92ZM99 259V260H98ZM102 259V260H101ZM158 259H160V260H158ZM164 261H163V260ZM13 260H15V262L13 263L12 261ZM23 260V261H22ZM29 261V262H27L26 263V261ZM80 260H78V262H80ZM133 260H134V262H133ZM145 260V261H144ZM31 261V262H30ZM34 261V262H33ZM37 261H38V263H37ZM62 261V260H61ZM77 261V260H76ZM97 261H100L99 263H97ZM128 261H126V263H128L129 264V262ZM143 261L145 262V263H143ZM148 261H150V262H148ZM155 262V261H157V263H153V262ZM173 261V263L172 264H174L175 262ZM191 261H188L187 263L188 264H192L191 263ZM20 262H19V264H20ZM94 262V263H93ZM138 262V263H137ZM148 262V263H147ZM161 262V263H160ZM9 263V264H10ZM61 263V262H60ZM166 263V262H165ZM176 263V264H177ZM15 264H18V260H17V262L15 263ZM62 264V263H61ZM170 264V263H169ZM179 264V263H178Z\"/></svg>",
  "mask_w": 264,
  "mask_h": 264
},
{
  "label": "crops",
  "instance_id": "crops-1",
  "mask_svg": "<svg viewBox=\"0 0 264 264\" xmlns=\"http://www.w3.org/2000/svg\"><path fill=\"white\" fill-rule=\"evenodd\" d=\"M6 264H9L8 262H6ZM45 264V263H44ZM46 264H48L47 262H46Z\"/></svg>",
  "mask_w": 264,
  "mask_h": 264
}]
</instances>
